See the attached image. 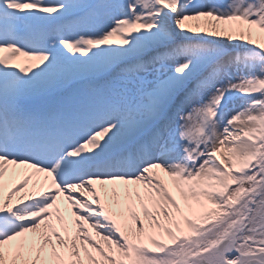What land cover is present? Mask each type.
<instances>
[{"label": "snow or ice", "instance_id": "1", "mask_svg": "<svg viewBox=\"0 0 264 264\" xmlns=\"http://www.w3.org/2000/svg\"><path fill=\"white\" fill-rule=\"evenodd\" d=\"M0 264H264V0H0Z\"/></svg>", "mask_w": 264, "mask_h": 264}]
</instances>
